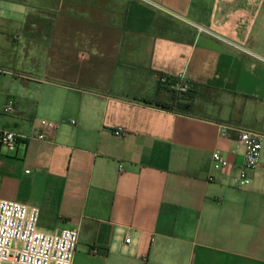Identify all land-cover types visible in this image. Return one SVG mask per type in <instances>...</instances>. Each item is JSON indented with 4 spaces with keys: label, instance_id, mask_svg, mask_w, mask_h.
Masks as SVG:
<instances>
[{
    "label": "crops",
    "instance_id": "crops-1",
    "mask_svg": "<svg viewBox=\"0 0 264 264\" xmlns=\"http://www.w3.org/2000/svg\"><path fill=\"white\" fill-rule=\"evenodd\" d=\"M3 1L0 129L28 139L0 143V199L77 231L72 264H264V138L237 183L238 131L264 137V0Z\"/></svg>",
    "mask_w": 264,
    "mask_h": 264
},
{
    "label": "built area",
    "instance_id": "built-area-1",
    "mask_svg": "<svg viewBox=\"0 0 264 264\" xmlns=\"http://www.w3.org/2000/svg\"><path fill=\"white\" fill-rule=\"evenodd\" d=\"M159 82L168 86L179 96L190 92V85L182 77L179 79L160 77ZM13 112L14 105L9 101L3 108V113L12 114ZM71 123L75 122L71 121ZM37 125L38 132L34 137L39 141H52L59 129L58 123L47 119L38 120ZM220 131L222 135H226L227 129L221 126ZM122 132V128H117L114 134L121 136ZM263 138L261 134L251 130L238 131V139L244 147V165L237 176L239 187H246L251 182L250 172L259 165ZM26 139L28 137L25 135L0 129V143L9 149H15L21 141ZM212 158L213 166L217 170L228 165L218 152L213 153ZM39 214L37 208L0 199V264L73 263L78 242L77 231L62 229L53 234L44 233L38 228Z\"/></svg>",
    "mask_w": 264,
    "mask_h": 264
},
{
    "label": "rangeland",
    "instance_id": "rangeland-1",
    "mask_svg": "<svg viewBox=\"0 0 264 264\" xmlns=\"http://www.w3.org/2000/svg\"><path fill=\"white\" fill-rule=\"evenodd\" d=\"M0 3H1V8H2V13L0 14V17H4V16L6 15V13H8L9 11H7V10L5 9V3H4L3 0H0ZM12 34H14V33H12ZM11 42H13V41H11ZM6 70H7V69H6ZM0 79L5 80V81H3V82L0 84V121H1V122H4L5 119H6V117H9V116H10V115H8V114H4V113H3V108H4L5 105L7 104V102L5 103V100H6L5 95H6V93L9 91L8 88H11L12 85H11V77H10L9 75L2 74V75H0ZM175 95H177V96L179 97L178 94H175ZM186 95H189V93L186 94ZM186 95H184V96H186ZM179 98H182V97H179ZM179 98H178V99H179ZM187 103L192 104L191 102H187Z\"/></svg>",
    "mask_w": 264,
    "mask_h": 264
},
{
    "label": "trees",
    "instance_id": "trees-1",
    "mask_svg": "<svg viewBox=\"0 0 264 264\" xmlns=\"http://www.w3.org/2000/svg\"><path fill=\"white\" fill-rule=\"evenodd\" d=\"M182 100H185V99H182ZM191 106L192 105L190 103H187L186 101H181L180 98L175 103L176 109H178L179 111H183V112L189 111Z\"/></svg>",
    "mask_w": 264,
    "mask_h": 264
}]
</instances>
